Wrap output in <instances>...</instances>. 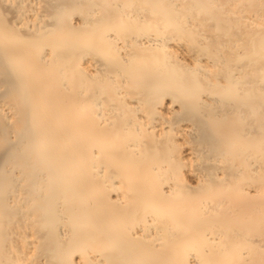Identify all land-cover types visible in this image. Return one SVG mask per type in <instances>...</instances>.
Instances as JSON below:
<instances>
[{"label":"bare ground","instance_id":"bare-ground-1","mask_svg":"<svg viewBox=\"0 0 264 264\" xmlns=\"http://www.w3.org/2000/svg\"><path fill=\"white\" fill-rule=\"evenodd\" d=\"M0 264H264V0H0Z\"/></svg>","mask_w":264,"mask_h":264}]
</instances>
